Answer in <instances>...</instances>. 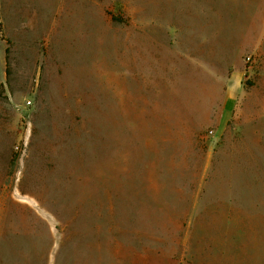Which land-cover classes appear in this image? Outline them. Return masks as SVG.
Listing matches in <instances>:
<instances>
[{
    "label": "rangeland",
    "instance_id": "1",
    "mask_svg": "<svg viewBox=\"0 0 264 264\" xmlns=\"http://www.w3.org/2000/svg\"><path fill=\"white\" fill-rule=\"evenodd\" d=\"M71 2L0 0V264H264V0H88L94 48L87 57L95 66L114 27L150 25L168 9L182 13L178 24L204 29L207 49L215 48L236 78L231 119L205 150L212 157L207 175L134 177L119 167L111 145L109 205H101L105 164L96 122L93 131L76 132L77 193L61 202L33 187L46 171L58 183L65 165L31 160L25 138L27 128H39L31 114L45 76L59 74L60 29L73 24L77 9ZM216 153L235 158L218 162ZM203 186L209 197L227 186L247 191L241 196L252 204H185L198 194L183 192Z\"/></svg>",
    "mask_w": 264,
    "mask_h": 264
},
{
    "label": "crops",
    "instance_id": "2",
    "mask_svg": "<svg viewBox=\"0 0 264 264\" xmlns=\"http://www.w3.org/2000/svg\"><path fill=\"white\" fill-rule=\"evenodd\" d=\"M72 6L82 9H75L72 25L62 23L59 74L45 76L37 108L31 114L39 128L36 133L27 128L25 138L31 160L65 165L58 183L52 182L57 176L46 171L33 187L42 194L60 195L61 202L63 195L77 193V178L72 184L71 175V164L77 160L76 132L78 128L93 131L95 122L101 130V161L105 164L101 205H109L111 145L119 151V167L134 177L143 172L155 178H204L212 158L205 150L210 151L223 134L237 92L229 64L223 65L215 48L207 49L204 29L178 24L182 13L168 9L159 12L150 25L114 27L112 36L101 40L99 68L87 57L94 48L87 27V15L93 16L87 10L88 0H72ZM210 130L215 136L205 140ZM234 158L216 156L217 161L227 163ZM28 181L36 180L30 175ZM87 193H94L92 186ZM183 193L198 194L187 205L252 204V198L241 196L247 191L232 186L219 188L213 197L204 186Z\"/></svg>",
    "mask_w": 264,
    "mask_h": 264
},
{
    "label": "built area",
    "instance_id": "3",
    "mask_svg": "<svg viewBox=\"0 0 264 264\" xmlns=\"http://www.w3.org/2000/svg\"><path fill=\"white\" fill-rule=\"evenodd\" d=\"M29 104H30V103H29ZM214 136H215L214 131H213V130H210V131H208L205 140H209V139L213 138Z\"/></svg>",
    "mask_w": 264,
    "mask_h": 264
},
{
    "label": "trees",
    "instance_id": "4",
    "mask_svg": "<svg viewBox=\"0 0 264 264\" xmlns=\"http://www.w3.org/2000/svg\"><path fill=\"white\" fill-rule=\"evenodd\" d=\"M7 52L9 53V50H7ZM18 157H14L13 161H12V165L15 166L17 163Z\"/></svg>",
    "mask_w": 264,
    "mask_h": 264
}]
</instances>
